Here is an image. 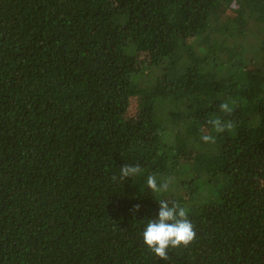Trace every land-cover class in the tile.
I'll return each mask as SVG.
<instances>
[{
  "label": "trees",
  "instance_id": "1",
  "mask_svg": "<svg viewBox=\"0 0 264 264\" xmlns=\"http://www.w3.org/2000/svg\"><path fill=\"white\" fill-rule=\"evenodd\" d=\"M0 264H264V0H0Z\"/></svg>",
  "mask_w": 264,
  "mask_h": 264
},
{
  "label": "clouds",
  "instance_id": "2",
  "mask_svg": "<svg viewBox=\"0 0 264 264\" xmlns=\"http://www.w3.org/2000/svg\"><path fill=\"white\" fill-rule=\"evenodd\" d=\"M222 112L231 113L232 108L228 103L220 104ZM215 128L217 133H222L226 129L230 130L234 127L232 122H222L216 118L209 121ZM201 139L204 143H215V137L212 135H203ZM144 169L140 165L126 164L120 168V179L134 178L141 175ZM116 180V177H112ZM171 178H167L158 183L155 174H149L146 179L147 188L152 193L162 194L169 190ZM158 218L148 220L143 229V242L155 254L156 257L168 261L169 250L177 248H187L197 237L194 225L188 216V209L179 203L172 202L167 199H160ZM140 205H134L135 211H139Z\"/></svg>",
  "mask_w": 264,
  "mask_h": 264
},
{
  "label": "rangeland",
  "instance_id": "3",
  "mask_svg": "<svg viewBox=\"0 0 264 264\" xmlns=\"http://www.w3.org/2000/svg\"><path fill=\"white\" fill-rule=\"evenodd\" d=\"M143 63H145V61ZM137 103H138V101H136V100L133 101V108L131 107V112H130L131 117H132V115H135V113L137 111V108H136Z\"/></svg>",
  "mask_w": 264,
  "mask_h": 264
}]
</instances>
